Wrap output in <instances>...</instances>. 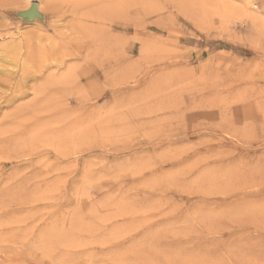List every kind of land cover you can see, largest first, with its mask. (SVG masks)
<instances>
[{"label":"rangeland","instance_id":"obj_1","mask_svg":"<svg viewBox=\"0 0 264 264\" xmlns=\"http://www.w3.org/2000/svg\"><path fill=\"white\" fill-rule=\"evenodd\" d=\"M0 104V264H264V0H0Z\"/></svg>","mask_w":264,"mask_h":264},{"label":"bare ground","instance_id":"obj_2","mask_svg":"<svg viewBox=\"0 0 264 264\" xmlns=\"http://www.w3.org/2000/svg\"><path fill=\"white\" fill-rule=\"evenodd\" d=\"M32 2H36V4H37V11H38V13L40 12V3L38 2V1H30V3H29V5L26 7V8H24V9H22V10H20V12L21 11H24V10H27L29 7H30V5H31V3ZM41 15V14H40ZM80 16V15H79ZM35 18V17H34ZM33 18V19H34ZM77 21H79L78 19H77ZM82 22V21H81ZM80 23V22H79ZM79 26V28L76 26V27H73V29H82V27H83V25L80 23V25H78ZM99 31H101L100 29H97V37H98V43H100V48H101V52H106V51H108V48H107V46H109V45H107V40H105L103 37H102V35L100 34V32ZM111 47V46H110ZM104 50V51H103ZM108 54H109V52H108ZM107 53H106V55H108ZM112 73V72H111ZM115 74L116 73H113V78H114V76H115ZM114 80V79H113ZM96 90V89H95ZM14 91H16V89H14ZM18 91V90H17ZM12 93V92H11ZM16 97V96H15ZM19 99V98H18ZM14 100H15V98H14ZM7 101H12V98H8L7 99ZM11 104V103H10ZM1 105V104H0ZM7 106V105H6ZM1 142L3 143V142H5V139L4 140H1ZM16 144H18L19 145V143L18 142H16ZM17 146V145H16ZM7 148V147H6ZM18 148V147H17ZM2 149V148H1ZM3 150V149H2ZM7 150V149H6ZM5 153V152H4ZM1 155V154H0Z\"/></svg>","mask_w":264,"mask_h":264},{"label":"water","instance_id":"obj_3","mask_svg":"<svg viewBox=\"0 0 264 264\" xmlns=\"http://www.w3.org/2000/svg\"><path fill=\"white\" fill-rule=\"evenodd\" d=\"M15 15L16 16L19 15L22 18V21L32 20L34 17H41L40 13H38L37 11L36 2H32L30 7L27 10L18 12Z\"/></svg>","mask_w":264,"mask_h":264}]
</instances>
